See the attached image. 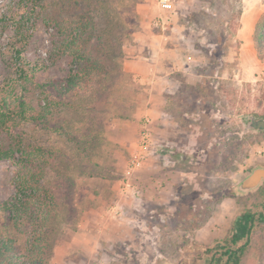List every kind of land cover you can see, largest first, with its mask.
<instances>
[{"label":"rangeland","instance_id":"rangeland-1","mask_svg":"<svg viewBox=\"0 0 264 264\" xmlns=\"http://www.w3.org/2000/svg\"><path fill=\"white\" fill-rule=\"evenodd\" d=\"M231 1L172 0V11H165L157 0H94L91 14L109 70L105 91L54 113L52 127L30 122L14 131L22 146L44 155L18 151L0 159V202L11 198L23 172H35L53 190L58 207L44 264H207L202 249L229 237L240 212H264V182L246 194L234 189L264 166V130L248 127L251 114L264 115V71L243 79L238 62L226 56L218 69L202 71L204 50L214 47ZM170 15L185 36L174 53L193 59L198 78L218 83V101L207 87L196 102L198 81L176 75L177 87L164 90L156 105L149 84L129 70L146 46L136 37L153 34L150 23ZM51 32L24 0H0V86L16 50L45 65L39 81L67 74L68 59L54 50L58 38ZM146 118L151 143L126 190V166ZM59 124L72 135L57 133ZM88 157L104 177L86 175ZM21 232L0 210V236L21 243ZM241 264H264V226L252 232Z\"/></svg>","mask_w":264,"mask_h":264},{"label":"trees","instance_id":"trees-1","mask_svg":"<svg viewBox=\"0 0 264 264\" xmlns=\"http://www.w3.org/2000/svg\"><path fill=\"white\" fill-rule=\"evenodd\" d=\"M30 10L39 14L41 22L51 28V35L57 37L55 51L67 57L68 72L56 79L37 80L38 72L45 65L30 62L16 50L11 72L0 86V159L10 158L14 153L44 155L41 148H26L16 140L14 131L24 123H35L52 127L49 121L54 113L63 108H74L102 94L106 89L105 80L109 70L105 65L103 47L96 33L91 14L94 0H24ZM231 13L222 27L214 34L212 49L204 50L207 65L202 71L219 68L226 56L241 13V0L231 1ZM255 49L259 59L264 60V13L259 17L254 30ZM20 61L17 64L16 61ZM212 77V74H211ZM209 87L219 98L218 83L210 78L198 80L193 98L196 102L207 96ZM207 89V90H209ZM253 113V112H252ZM257 118L264 115L251 114ZM142 124V123H140ZM57 133H72L59 124ZM86 172L89 177H104L106 172L100 164L92 162ZM96 167V170L93 169ZM102 169V170H101ZM30 171V170H29ZM18 174L11 198L0 202V210L7 215L17 229L22 230V242L15 238L0 236V264H44L45 252L49 248V227L51 217L57 211L51 187L40 185L35 172ZM41 175V174H40ZM264 203V197H263ZM264 226V212L244 210L234 219L229 237L206 246L202 252L210 256L207 264H241L252 232Z\"/></svg>","mask_w":264,"mask_h":264},{"label":"crops","instance_id":"crops-1","mask_svg":"<svg viewBox=\"0 0 264 264\" xmlns=\"http://www.w3.org/2000/svg\"><path fill=\"white\" fill-rule=\"evenodd\" d=\"M263 13L264 0H241V13L226 53L227 59L231 57L238 62L241 76L246 80H251L259 72L264 71V60L259 59L257 55L253 36L255 25ZM160 19L150 23L153 34L145 30L136 37L139 38V44L146 46L142 47L144 53H140L129 68L139 83L149 84V100L153 99L156 105L159 103L157 98L162 96L164 90L169 91L177 87L176 75L188 76L190 81H192L190 78H194V81L200 79L199 74L192 70L193 59L188 62L186 60L188 55L174 53L177 41L181 37L185 39V36L179 33L181 28L172 22L171 15ZM168 45L173 47H167ZM169 52L173 53L172 57H168ZM150 112L156 114L154 110Z\"/></svg>","mask_w":264,"mask_h":264},{"label":"built area","instance_id":"built-area-1","mask_svg":"<svg viewBox=\"0 0 264 264\" xmlns=\"http://www.w3.org/2000/svg\"><path fill=\"white\" fill-rule=\"evenodd\" d=\"M158 6L165 11H172L173 3L172 0H157ZM157 26V25H156ZM159 26V25H158ZM188 62L191 60L189 57L186 59ZM263 79H264V72ZM150 120L148 118L144 119V122L141 126L139 135L137 140L134 143L133 150H131L130 158L128 160L126 171H125V189L132 188V178L134 177L135 171L139 169V167L144 162V159L147 155L148 148L150 146V132H149V123Z\"/></svg>","mask_w":264,"mask_h":264},{"label":"water","instance_id":"water-1","mask_svg":"<svg viewBox=\"0 0 264 264\" xmlns=\"http://www.w3.org/2000/svg\"><path fill=\"white\" fill-rule=\"evenodd\" d=\"M248 127L253 130H264V118L250 116ZM264 182V166H256L252 168L239 183L235 186V192L238 194H246L257 189ZM165 264H169L166 262Z\"/></svg>","mask_w":264,"mask_h":264}]
</instances>
